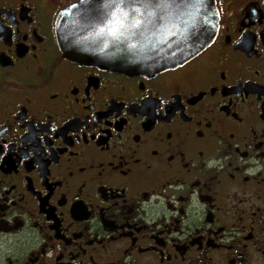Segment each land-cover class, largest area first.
I'll return each mask as SVG.
<instances>
[{"label":"flooded vegetation","instance_id":"1","mask_svg":"<svg viewBox=\"0 0 264 264\" xmlns=\"http://www.w3.org/2000/svg\"><path fill=\"white\" fill-rule=\"evenodd\" d=\"M192 60L67 59L77 0H0V264H264V0H215Z\"/></svg>","mask_w":264,"mask_h":264},{"label":"water","instance_id":"2","mask_svg":"<svg viewBox=\"0 0 264 264\" xmlns=\"http://www.w3.org/2000/svg\"><path fill=\"white\" fill-rule=\"evenodd\" d=\"M202 3V8L189 12L183 25L165 23L158 34H146L144 40H130L127 45L114 42L106 29L84 31L77 9L71 6L57 21V41L64 56L74 62L134 76L155 75L192 60L216 39V1ZM192 16L197 19L195 27L191 26ZM109 26L120 27L118 23Z\"/></svg>","mask_w":264,"mask_h":264},{"label":"snow or ice","instance_id":"3","mask_svg":"<svg viewBox=\"0 0 264 264\" xmlns=\"http://www.w3.org/2000/svg\"><path fill=\"white\" fill-rule=\"evenodd\" d=\"M77 9L84 31H104L114 42L142 41L146 34H158L162 25L184 24L189 12L203 7L202 0H77ZM110 23H118L113 29ZM197 19L191 18L195 27ZM185 27H188L185 25Z\"/></svg>","mask_w":264,"mask_h":264}]
</instances>
